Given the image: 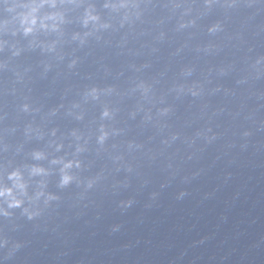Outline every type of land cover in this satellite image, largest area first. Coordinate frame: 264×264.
Returning a JSON list of instances; mask_svg holds the SVG:
<instances>
[{"label":"water","instance_id":"1","mask_svg":"<svg viewBox=\"0 0 264 264\" xmlns=\"http://www.w3.org/2000/svg\"><path fill=\"white\" fill-rule=\"evenodd\" d=\"M21 2L0 0V177L31 201H0V264H264V0H76L34 36Z\"/></svg>","mask_w":264,"mask_h":264},{"label":"clouds","instance_id":"2","mask_svg":"<svg viewBox=\"0 0 264 264\" xmlns=\"http://www.w3.org/2000/svg\"><path fill=\"white\" fill-rule=\"evenodd\" d=\"M68 3L75 4L76 0H22L18 5L21 11L18 12L15 17L19 23V30H21L25 36H34L40 32L60 33L61 26L65 23L66 11L64 6ZM105 7H111L113 12L117 14L122 12L124 20H130L133 17L139 18L141 15L137 0H116L115 3L105 5ZM83 24L85 27L91 24L93 29L97 30L99 28L110 27L107 23H100V16L94 14V11L90 7L84 9ZM13 34H15V31ZM97 92L98 90L94 88L89 95L96 98ZM23 110H28L27 104L23 105ZM109 115L110 113L107 110L103 112L104 117H108ZM100 131L99 143L103 144L108 134L104 131L103 126ZM53 162L55 163L56 161ZM71 167L72 164L69 162L66 163L61 170V186H66L73 180V176L67 172V169ZM43 172L44 170L41 168H32L29 177L42 174ZM7 179L12 181L11 186L5 185L3 183V178L0 177V201L6 202L8 208L21 207L25 198L31 201L27 192L28 181L25 179L22 171L19 169L12 171L8 174ZM89 187H91V184H89ZM40 195V193H37V199ZM3 214L9 215L6 211L3 212Z\"/></svg>","mask_w":264,"mask_h":264}]
</instances>
